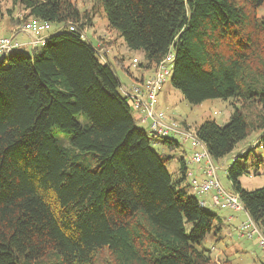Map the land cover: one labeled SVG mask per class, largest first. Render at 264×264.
I'll return each instance as SVG.
<instances>
[{
	"label": "trees",
	"instance_id": "16d2710c",
	"mask_svg": "<svg viewBox=\"0 0 264 264\" xmlns=\"http://www.w3.org/2000/svg\"><path fill=\"white\" fill-rule=\"evenodd\" d=\"M11 3L14 23L60 25L38 51L0 57V264L211 261L198 246L222 219L188 192L184 157L179 175L168 171L172 156L153 146L179 141L136 124L109 56L99 60L83 37L95 6L142 52L141 71L173 53L169 80L188 103L233 99L226 124L195 127L212 160L259 132L262 156L243 146L227 178L264 235V185L248 190L238 180L244 162L264 165V0H94L93 11L73 0ZM16 6L21 18L11 15Z\"/></svg>",
	"mask_w": 264,
	"mask_h": 264
},
{
	"label": "rangeland",
	"instance_id": "374dc122",
	"mask_svg": "<svg viewBox=\"0 0 264 264\" xmlns=\"http://www.w3.org/2000/svg\"><path fill=\"white\" fill-rule=\"evenodd\" d=\"M73 1L78 4L79 9L93 11L92 4H94V0ZM7 8H14L12 7L11 0H0V27L5 24V21L8 18L6 13ZM14 10L18 13H23L20 6H16ZM94 13L92 26H88L84 29L83 37L87 38V40H89L93 45H96V35H99L100 39L104 40L102 42L111 45L107 49V55L111 57L112 67L114 68L119 80L124 85L135 82L136 80L134 78L142 72L137 68L138 61H143L142 52L127 48L123 39L118 37L114 30L108 28L104 13L98 6H95ZM263 13L264 4L261 8H259L257 14L262 15ZM51 24L56 26L60 25L59 23L53 22ZM47 26L49 27L48 23ZM47 26L45 28H47ZM104 36H106L107 39L104 38ZM39 49L40 41L34 51H38ZM19 51L26 53L29 52L25 50L23 46L19 48ZM113 55H116L118 60H113ZM169 69L171 71L172 64H169ZM130 73L132 74L130 75ZM169 79L170 75H167L163 89L160 92V94L166 92L168 96V99L165 100V104L163 106L166 108V110H164L166 120L169 117V120L167 121H174L179 125H186L191 129L195 128L198 124L207 119H213L219 125H224L228 122L229 116L233 111L232 98H212L205 99L199 104H190L183 98L180 91L172 86ZM131 86L127 87L131 88ZM156 103L157 95L155 105ZM57 132L59 133V136L63 137V133L58 130ZM258 134L259 132H252L248 134L237 144L232 152L223 157L213 159V163L217 168V177L219 182L226 191L231 193L234 192L231 182L227 178V167L232 162V157L237 150L242 149L243 146L253 145L250 155L257 157L262 156L261 145L256 141ZM170 136L179 141V146L177 148L170 150L163 145L153 146V148L164 151L166 154L172 156L165 166L168 171L176 177V175H179L180 159L185 157L187 161L189 152H191L194 147L191 145L190 139H184L177 134H172ZM67 144L68 143L66 141L63 145ZM188 164L190 168L187 167L183 183L188 185V192L194 194L193 185L200 184L205 179L206 174L201 171L203 168V162L199 164L190 162ZM243 165L245 166V171L238 178L240 186L243 189L248 190L262 187L264 185V165L257 168L251 166L250 161L244 162ZM214 192L215 191L212 189L208 193L198 197L206 201L207 209L215 212L222 219L220 231L215 234V230H213L212 233L208 235L198 246L202 250L207 249V253L209 251L211 261L208 264H264V251L258 243V232H255L251 237H248L246 229H237L240 223L244 219H247L244 211L234 212L229 208H220L219 206L212 205V194ZM230 214L236 215L234 219H228ZM251 229L252 227L249 228V230ZM103 258L104 256L101 255L96 260L98 263H101L103 262Z\"/></svg>",
	"mask_w": 264,
	"mask_h": 264
},
{
	"label": "built area",
	"instance_id": "2783aa9c",
	"mask_svg": "<svg viewBox=\"0 0 264 264\" xmlns=\"http://www.w3.org/2000/svg\"><path fill=\"white\" fill-rule=\"evenodd\" d=\"M47 26V22H40L37 19H29L27 22H22L21 28L27 31L42 30ZM70 30L74 28L72 24L68 27ZM44 41L43 39H40ZM37 40L34 39L30 44H36ZM23 44L13 41L10 37H0V56L11 53L22 47ZM96 55L99 60L109 62L106 49L101 46L100 42L96 44ZM174 55L172 52L167 53L161 61H159L152 70V73L142 76L141 80L136 79L131 88H123L122 92L127 96V103L133 113H140L138 119L139 124L148 123V128L151 132L160 136L170 135V133L179 134L184 139H190L194 151L191 155V162L204 163L202 172L206 174L205 179L200 184H194L193 190L196 196L208 193L210 190L215 192L212 194V205L219 206L220 208H229L234 212L244 210L239 197L236 193H231L223 189L217 177V168L215 167L212 158L208 154L204 144L197 139L195 135V128L191 129L186 125H179L174 121H167L165 111L155 108L156 95L162 88L166 81V76L170 75L169 64L173 65ZM137 120V119H136ZM184 124V123H183ZM202 204L205 200H200ZM249 230V228H251ZM237 229L247 230V235L257 231V225L248 218L240 223ZM242 234V233H241ZM259 245L264 250V236L259 235Z\"/></svg>",
	"mask_w": 264,
	"mask_h": 264
},
{
	"label": "crops",
	"instance_id": "0c3cea01",
	"mask_svg": "<svg viewBox=\"0 0 264 264\" xmlns=\"http://www.w3.org/2000/svg\"><path fill=\"white\" fill-rule=\"evenodd\" d=\"M78 5V4H77ZM23 12V11H22ZM12 17L13 18H21V16H22V14L21 13H18V12H13L12 14ZM92 23H93V20H92ZM21 24H22V21H20V22H18V23H14V22H12V20L10 19V17L8 16V18L6 19V21H5V24L3 25V26H1L0 27V37H10V38H12L13 39V41H16V42H19V43H22L23 44V47H24V49L25 50H27V51H29V52H32V51H34L36 48H37V44H38V42L40 41V48H41V46H42V44H43V42L44 41H42V40H40V39H45L49 34H51V33H54L58 28H59V26H56V25H53V24H51V23H48V25H49V27L47 26V28H43L42 30H38V31H27V30H24L23 28H21ZM92 26V25H91ZM96 43L95 44H97V43H99V42H101V43H103L104 45V48L106 49V51H107V49L111 46V45H108V43H105V42H102V41H104V40H101L100 39V37H99V35H96ZM104 38H106L107 39V37L106 36H104ZM34 39H36L37 40V42H36V44H30V42L32 41V40H34ZM17 40H19V41H17ZM109 40V39H108ZM108 42V41H107ZM17 50H19V49H17ZM28 52V53H29ZM0 57H4V56H0ZM109 58H110V60H111V57L109 56ZM2 59H4V58H2ZM112 59L113 60H118V58H117V56L116 55H113V57H112ZM152 70L153 69H149V70H144V71H142L140 74H139V76H146V75H149V74H151L152 73ZM135 78H137V80L139 79V77L137 76V77H135ZM134 78V79H135ZM133 83H135V82H131L130 84H126L125 85V87L126 88H128V87H130ZM128 86V87H127ZM163 89V86H162V88L159 90V92H158V94H157V103H156V105H155V108L156 109H162V110H166V108H164L163 106H164V104H165V100H167L168 99V96H167V94H166V92L164 93H161L160 94V92H161V90ZM133 116H134V118H135V120H136V124L138 125V126H140V127H142V128H144L145 130H147V131H150V129L148 128V123H145V124H139L137 121H138V119L140 118V113L139 112H135V113H133ZM167 120H169V117H168V119ZM183 122V121H182ZM172 134H174V133H170V135H172ZM177 135H179V134H177ZM180 136V135H179ZM181 137V136H180ZM183 151H184V149H183ZM193 151H194V149H192L191 150V152H189V155H188V157H187V161H186V158L184 157V160H185V162H186V166L188 167V168H190V166H189V164L188 163H190L191 162V155H192V153H193ZM184 153H185V151H184ZM192 163H194V162H192ZM203 166H204V163H203ZM200 167V166H199ZM202 200H204V199H202ZM212 204V203H211ZM233 211V210H232ZM241 211H244V213L246 214V218L248 219V218H250L249 217V215L247 214V212L245 211V210H241ZM236 215L234 214H230V216L228 217V219H234V217H235ZM247 219H244V220H247ZM243 220V221H244ZM242 221V222H243ZM257 231H255V232H258V241H259V235L261 234V235H263L262 234V232H261V230H260V228H259V226L257 225ZM255 232H252V233H250L249 234V236L248 237H251ZM264 236V235H263ZM259 243V242H258ZM264 251V250H263ZM217 257V256H216Z\"/></svg>",
	"mask_w": 264,
	"mask_h": 264
},
{
	"label": "clouds",
	"instance_id": "9594fccd",
	"mask_svg": "<svg viewBox=\"0 0 264 264\" xmlns=\"http://www.w3.org/2000/svg\"><path fill=\"white\" fill-rule=\"evenodd\" d=\"M252 220V219H251ZM253 221V220H252ZM254 222V221H253ZM255 223V222H254ZM256 224V223H255ZM257 225V224H256Z\"/></svg>",
	"mask_w": 264,
	"mask_h": 264
},
{
	"label": "water",
	"instance_id": "95a60500",
	"mask_svg": "<svg viewBox=\"0 0 264 264\" xmlns=\"http://www.w3.org/2000/svg\"><path fill=\"white\" fill-rule=\"evenodd\" d=\"M4 58V57H1V59Z\"/></svg>",
	"mask_w": 264,
	"mask_h": 264
}]
</instances>
